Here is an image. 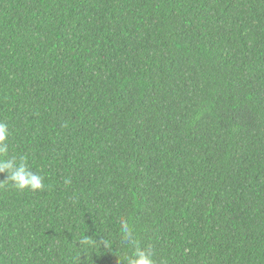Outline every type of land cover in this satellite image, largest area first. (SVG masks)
<instances>
[{
    "label": "trees",
    "instance_id": "16d2710c",
    "mask_svg": "<svg viewBox=\"0 0 264 264\" xmlns=\"http://www.w3.org/2000/svg\"><path fill=\"white\" fill-rule=\"evenodd\" d=\"M0 122V264H264V0H0Z\"/></svg>",
    "mask_w": 264,
    "mask_h": 264
},
{
    "label": "clouds",
    "instance_id": "9594fccd",
    "mask_svg": "<svg viewBox=\"0 0 264 264\" xmlns=\"http://www.w3.org/2000/svg\"><path fill=\"white\" fill-rule=\"evenodd\" d=\"M8 125L6 123L0 122V157H4L8 152ZM8 173V180L13 182V187L23 190L29 188L33 191L42 190L43 178L33 172H31L26 164L17 163L16 158H0V172ZM68 182V181H66ZM121 232L123 234L124 240L131 244L134 248V252L131 256L127 258V264H154L152 254L149 251L141 249L137 245V241L134 238V233L132 228L129 226L128 222L121 219ZM104 246H108V241H102Z\"/></svg>",
    "mask_w": 264,
    "mask_h": 264
}]
</instances>
